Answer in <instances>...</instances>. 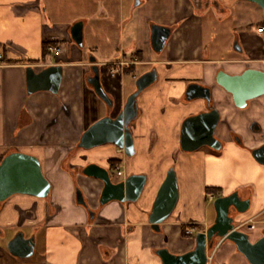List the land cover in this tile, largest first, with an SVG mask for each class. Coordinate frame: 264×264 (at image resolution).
<instances>
[{"label": "crops", "instance_id": "0c3cea01", "mask_svg": "<svg viewBox=\"0 0 264 264\" xmlns=\"http://www.w3.org/2000/svg\"><path fill=\"white\" fill-rule=\"evenodd\" d=\"M76 2L85 6L87 15L69 16L61 0H0V157L12 151L36 156L51 184L46 198L15 194L0 201V264H162L157 249L180 254L194 247V240L183 233L189 220L213 223L215 210L210 214L204 199L211 186L221 187L222 195L237 191L242 199H250L242 218L264 215V164L252 156V150L264 143V95L239 109L215 82L220 69L229 74L247 67L264 71V35L237 34L241 51L234 49L236 54L227 58L209 57L205 46L206 20L224 22L230 4L238 0H217L221 6L204 10L195 8L191 0ZM80 20L81 47L70 36L71 25ZM262 21L264 16L257 23ZM155 24L171 29L159 52L153 51L150 40ZM45 42L54 43L59 51L43 53ZM90 57H95L105 91L104 82L108 87L118 85L116 76L125 90L123 79L136 66L157 72L155 82L137 97L138 116L130 125L135 149L131 157L111 143L87 150L77 146L85 129L98 120L86 116L87 102L100 109L99 98L87 82ZM54 64L63 66L58 92L29 94L26 67L40 71ZM191 83L211 89L210 104L221 118L215 130L222 141L219 151L180 148L183 120L209 105L202 98L186 99ZM175 154V166L170 162L159 167ZM147 157H155L151 166ZM109 159L123 170L121 179L130 174L147 176L136 202L99 203L103 183L81 170L89 163L108 169ZM170 167L177 175L178 200L156 231L148 215ZM76 188L87 206L77 203ZM19 232L35 239L29 258L16 257L7 249ZM212 250L213 264H249L231 241L217 239Z\"/></svg>", "mask_w": 264, "mask_h": 264}, {"label": "water", "instance_id": "95a60500", "mask_svg": "<svg viewBox=\"0 0 264 264\" xmlns=\"http://www.w3.org/2000/svg\"><path fill=\"white\" fill-rule=\"evenodd\" d=\"M258 5L264 16V0H246ZM171 34V29L162 25H152L151 46L155 52L161 51ZM71 39L79 47L83 45V21H76L70 27ZM238 44V43H237ZM236 43L233 48L241 51ZM93 64V75L87 78L98 98L107 105L112 100L100 82L99 67L95 57H90ZM63 66L49 65L40 71L32 66L26 67V88L29 94L37 91L57 93L61 84ZM157 72L151 69L139 76L135 83V90L128 95L122 110L116 117L103 116L89 125L82 133L77 146L82 149H91L96 146L111 143L131 157L134 152L133 136L130 125L138 116L137 97L155 82ZM215 82L232 97L233 104L239 108L247 107L248 101L264 95V71L247 67L239 74H229L224 70L217 71ZM202 98L209 103L207 110L196 115L186 117L181 125L179 144L181 150L192 152L201 147H208L214 151L222 148V141L215 136V130L221 118L219 111L210 104L211 89L197 83H191L186 89V99ZM254 159L264 164V143L252 150ZM81 173L103 183L99 196V203L104 205L110 201L136 202L146 184L145 174H130L119 181H113L109 169L96 163L85 165ZM51 190V184L44 176L40 160L31 154L12 151L0 161V201H5L15 194H26L37 198H46ZM78 204L87 206L83 193L79 188L75 192ZM178 200L177 175L170 167L154 198L148 215L151 227L158 231L173 212ZM215 219L205 231L197 232L194 238V247L184 253L175 254L166 247L156 250V255L162 264H207L208 252L213 249L217 239L228 240L234 243L249 264H264V228L261 236L252 241L248 232L235 226L237 215L245 213L250 207V199H242L237 191L228 195L216 197L213 201ZM90 216L94 212L90 211ZM8 251L19 258H29L35 250L34 237L26 238L22 232L17 233L7 243Z\"/></svg>", "mask_w": 264, "mask_h": 264}, {"label": "rangeland", "instance_id": "374dc122", "mask_svg": "<svg viewBox=\"0 0 264 264\" xmlns=\"http://www.w3.org/2000/svg\"><path fill=\"white\" fill-rule=\"evenodd\" d=\"M64 2V7L66 9V12L70 14L71 17L87 15V11L85 10V6L76 2V0H61ZM58 4L59 2L56 1ZM239 3V5H238ZM241 3V5H240ZM243 3V4H242ZM230 14L227 18H225L224 22L218 23V21L214 18H209L205 22V33L207 34L205 38V46H207V49L209 51V57L211 58H227L229 55L236 54V51L233 49L234 42H239V37L237 38V34H240L241 32H249V33H255L256 31V25L257 21L262 19L263 15L262 11H260V8L254 4H245L242 0H238L236 4H230L229 7ZM247 11V12H246ZM241 14L240 18L238 17ZM239 39V40H238ZM155 56L157 53L154 54ZM151 68V67H150ZM148 66H136L134 73L126 76L123 79V83L125 84V90H122L120 87V81L119 77H113L114 80H117L118 78V85L108 87L106 86L105 82L103 85L107 89V91L112 95L113 97V110L112 115L116 114L120 109H122L124 102L129 94H131L135 90V83L139 76H141L143 73L150 70ZM104 75V74H103ZM103 78V76H102ZM97 99V98H96ZM100 105V109H97L94 107V104L92 101H88L86 104V116L89 117V119L95 121L100 116H104L107 112L105 110L104 101L100 98L97 99ZM98 117V118H97ZM207 149V148H205ZM155 157H147V162H149V166H151L154 163ZM176 154L172 157H168L167 159H164L161 161L159 167L163 168L167 166L168 163L172 162L174 163L173 166H175L176 163ZM159 165V164H157ZM111 178L113 181H118L121 179V177L116 176L113 171H110ZM213 187V186H211ZM208 188V187H207ZM206 188V189H207ZM222 189L221 187H217ZM204 193V199L206 204L208 205L210 209V214L213 211V202L209 200V195H214L211 192ZM222 195V190L221 194ZM215 197H218L219 195L215 194ZM214 214V211H213ZM250 220L246 225L240 226L241 223L246 222ZM208 220H196L191 219L189 220V223L184 226V236L191 237L193 240L195 238V235L197 232L205 231L208 227ZM251 222H255V225H257L256 230H248L247 225H249ZM264 225V215H257L251 218H242L240 215L236 216L235 219V226L238 229L246 230L249 232L251 238H257L258 234L262 232V228L260 226ZM187 230L192 231V233L187 234ZM195 243V241H194ZM213 253V250L211 249L209 251V254ZM213 264V259H212Z\"/></svg>", "mask_w": 264, "mask_h": 264}, {"label": "flooded vegetation", "instance_id": "af4514ba", "mask_svg": "<svg viewBox=\"0 0 264 264\" xmlns=\"http://www.w3.org/2000/svg\"><path fill=\"white\" fill-rule=\"evenodd\" d=\"M192 1V3H193V5H194V7L195 8H198V9H203L204 10V8L205 9H207V8H209V9H213V8H216V7H219V6H221V5H219V3L217 2V0H191ZM138 2V0H136V3ZM150 40H151V36H150ZM237 44V45H239L240 46V44H239V42H237V41H235L234 42V44ZM152 47V46H151ZM234 49V48H233ZM154 51V50H153ZM92 63H91V66H90V68H89V72H88V76H87V78L89 77V76H92L93 75V71H92ZM106 93H107V95L109 96V98L112 100V105L110 106V105H107L105 102V105H106V107H107V110H106V114L104 115V116H106V115H108V116H110V117H116L117 115H118V113L122 110V109H120V111H118L116 114H114V115H112V110H113V97H112V95L109 93V92H107V91H105ZM126 101V100H125ZM125 103V102H124ZM123 108V107H122ZM103 117V116H102ZM101 118V117H100ZM99 119V118H98ZM111 161H112V159H109V164H108V166L107 167H109L108 169H109V171H112L113 169L111 168L112 167V165H111ZM87 165V164H86ZM116 166V165H115ZM114 166V167H115Z\"/></svg>", "mask_w": 264, "mask_h": 264}, {"label": "built area", "instance_id": "2783aa9c", "mask_svg": "<svg viewBox=\"0 0 264 264\" xmlns=\"http://www.w3.org/2000/svg\"><path fill=\"white\" fill-rule=\"evenodd\" d=\"M256 32H257L259 35H264V25H261V26L256 27ZM48 50H49L50 52H52V53H57V52L59 51V47H56V46H54V45H50V46L48 47ZM2 57H3V55H2V52L0 51V62L2 61ZM112 171H113V173H114L116 176H119V177L124 176L123 170H122L119 166H115V167L113 168ZM215 199H216V197H215L214 195H209V200H210V201L213 202ZM249 221H250V220L241 223L240 226H244V225H246ZM255 227H256L255 222H251L249 225H247V229H248V230H253V229H255ZM189 233L191 234L192 231L187 230V234H189ZM207 256H208L207 264H212L213 253H210V254H209V252H208Z\"/></svg>", "mask_w": 264, "mask_h": 264}, {"label": "trees", "instance_id": "16d2710c", "mask_svg": "<svg viewBox=\"0 0 264 264\" xmlns=\"http://www.w3.org/2000/svg\"><path fill=\"white\" fill-rule=\"evenodd\" d=\"M261 25H264V21L257 23L256 27L261 26ZM50 45H54V43H52V42H45V43H43V53L48 51V47H49ZM3 157H4V156H1V157H0V161L2 160ZM116 163H117V161L113 159V160L111 161V165H112L111 168H113V167L116 165ZM206 192H211V193H213L214 195L217 194V195L220 196V194H221V189H220V188H217V187H208V188L206 189ZM183 233H184V231H183ZM184 234H185V233H184Z\"/></svg>", "mask_w": 264, "mask_h": 264}]
</instances>
